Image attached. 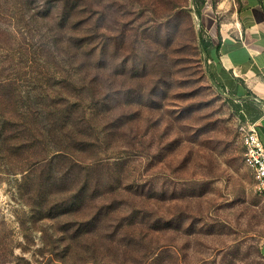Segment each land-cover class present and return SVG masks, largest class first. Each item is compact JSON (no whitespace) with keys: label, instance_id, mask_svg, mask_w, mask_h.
<instances>
[{"label":"rangeland","instance_id":"1","mask_svg":"<svg viewBox=\"0 0 264 264\" xmlns=\"http://www.w3.org/2000/svg\"><path fill=\"white\" fill-rule=\"evenodd\" d=\"M221 1L0 0V264H264Z\"/></svg>","mask_w":264,"mask_h":264},{"label":"crops","instance_id":"2","mask_svg":"<svg viewBox=\"0 0 264 264\" xmlns=\"http://www.w3.org/2000/svg\"><path fill=\"white\" fill-rule=\"evenodd\" d=\"M222 1L218 7L221 12L205 5L207 18L203 26L215 30L210 48L212 59L219 65L224 85L242 94L239 81H244L258 93L264 106V0ZM219 15L225 18L220 20L217 30ZM254 121L264 143V113Z\"/></svg>","mask_w":264,"mask_h":264},{"label":"built area","instance_id":"3","mask_svg":"<svg viewBox=\"0 0 264 264\" xmlns=\"http://www.w3.org/2000/svg\"><path fill=\"white\" fill-rule=\"evenodd\" d=\"M244 146L243 161L255 179V191L264 196V143L258 132L256 121L245 120L241 125Z\"/></svg>","mask_w":264,"mask_h":264},{"label":"trees","instance_id":"4","mask_svg":"<svg viewBox=\"0 0 264 264\" xmlns=\"http://www.w3.org/2000/svg\"><path fill=\"white\" fill-rule=\"evenodd\" d=\"M203 2L204 0H193V2L195 3V4H198V2ZM201 44H202V48H203V51H206V50H208V49H210L211 48V46H212V41H203V40H201ZM260 114H261V112L260 111H256V112H254L253 114H250L251 116H250V120L251 121H254V120H256L259 116H260ZM259 131H261V132H263V129L262 128H260V130Z\"/></svg>","mask_w":264,"mask_h":264},{"label":"bare ground","instance_id":"5","mask_svg":"<svg viewBox=\"0 0 264 264\" xmlns=\"http://www.w3.org/2000/svg\"><path fill=\"white\" fill-rule=\"evenodd\" d=\"M223 2V1H222ZM224 4V3H223Z\"/></svg>","mask_w":264,"mask_h":264}]
</instances>
